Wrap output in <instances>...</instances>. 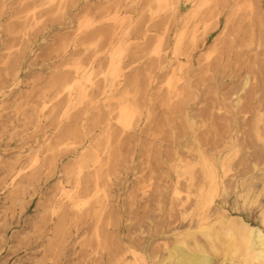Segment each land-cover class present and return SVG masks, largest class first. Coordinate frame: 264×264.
Here are the masks:
<instances>
[{
    "label": "rangeland",
    "instance_id": "374dc122",
    "mask_svg": "<svg viewBox=\"0 0 264 264\" xmlns=\"http://www.w3.org/2000/svg\"><path fill=\"white\" fill-rule=\"evenodd\" d=\"M239 217L264 231V0H0V264H168Z\"/></svg>",
    "mask_w": 264,
    "mask_h": 264
},
{
    "label": "bare ground",
    "instance_id": "6f19581e",
    "mask_svg": "<svg viewBox=\"0 0 264 264\" xmlns=\"http://www.w3.org/2000/svg\"><path fill=\"white\" fill-rule=\"evenodd\" d=\"M85 36L87 35L85 34ZM239 218L238 221L223 219L220 225V228L222 227V230H220L222 238H219L217 231L214 233L207 228H200L206 243L199 242L194 238L191 239V242L180 238L179 243L172 245L168 249L165 260L168 264H212L211 257L207 253L210 250L215 251L217 249L216 245H222L226 249L225 254L227 255L239 253V261L236 264H264V231L258 226H252L241 217ZM222 246L220 247L222 248ZM208 248L210 249L207 252ZM158 264H163V261Z\"/></svg>",
    "mask_w": 264,
    "mask_h": 264
}]
</instances>
